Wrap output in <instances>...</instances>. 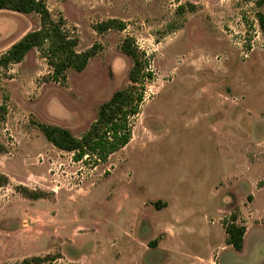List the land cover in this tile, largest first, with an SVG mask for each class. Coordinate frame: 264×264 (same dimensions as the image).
<instances>
[{"label":"rangeland","instance_id":"rangeland-1","mask_svg":"<svg viewBox=\"0 0 264 264\" xmlns=\"http://www.w3.org/2000/svg\"><path fill=\"white\" fill-rule=\"evenodd\" d=\"M55 19L95 44L66 80L37 49L0 71V264H264V36L255 0H45ZM115 19L125 30L94 26ZM36 14L0 11V56ZM126 37L152 81L132 140L106 163L50 143L37 123L82 137L100 106L130 85ZM11 98L13 99L11 102ZM10 101V102H9ZM20 188L42 192L32 200ZM160 203L161 209L157 207ZM165 206V207H164ZM246 226L242 251L224 224Z\"/></svg>","mask_w":264,"mask_h":264},{"label":"trees","instance_id":"trees-1","mask_svg":"<svg viewBox=\"0 0 264 264\" xmlns=\"http://www.w3.org/2000/svg\"><path fill=\"white\" fill-rule=\"evenodd\" d=\"M256 7H264V0H255ZM0 11H11L24 15L36 14L40 19V27L28 32L18 42L14 43L0 56V71L12 65L20 64L27 54L37 49L51 69L49 80L61 83L66 80L68 70L83 72L89 61L98 54V45L85 52L77 50L79 39L67 30L64 18L55 19L45 0H0ZM259 30L264 36V12L256 13ZM111 29L125 30L124 22L111 19L94 26L100 34ZM122 51L133 60V67L129 72L130 85L116 91L111 99L102 104L96 121L82 136L76 137L66 128L46 123H37L45 138L63 152L73 154L77 162L84 158L95 159L97 163H106L119 150L125 148L132 140V119L140 113V107L145 101V86L147 81L153 80V73L148 69L144 54L135 46L131 37H126L122 43ZM8 106L4 102L0 105V123L6 121ZM6 152L0 143V153ZM9 178L0 174V189L9 185ZM25 197L38 200L44 198L42 192H31L20 188ZM157 207L161 209L160 203ZM165 207V206H164ZM236 216L231 223L224 224L226 245L237 251H242L247 227L237 223ZM264 226V222H263ZM45 258L34 257L25 260L24 264H40Z\"/></svg>","mask_w":264,"mask_h":264},{"label":"crops","instance_id":"crops-1","mask_svg":"<svg viewBox=\"0 0 264 264\" xmlns=\"http://www.w3.org/2000/svg\"><path fill=\"white\" fill-rule=\"evenodd\" d=\"M27 33H28V32H25V33L21 36V38L24 37ZM21 38H20V39H21ZM20 39H19V40H20ZM19 40H17V42H18ZM15 43H16V42H15ZM11 46H12V45H11ZM11 46H10V47H11ZM20 64H21V63H20ZM20 64H16V65H12V66H10V67H9V70H10V71H13L14 68L12 69L11 67H16V66H18V65H20ZM0 89H1V88H0ZM12 100H13V99L11 98V102H12ZM2 102H3V98H2ZM2 102L0 101V105L2 104ZM9 102H10V101H9ZM8 109H9V108H8ZM248 229H249V228H247V232H246V234L248 233ZM245 237H246V235H245ZM245 241H246V239H244V246H245ZM243 248H244V247H243Z\"/></svg>","mask_w":264,"mask_h":264}]
</instances>
